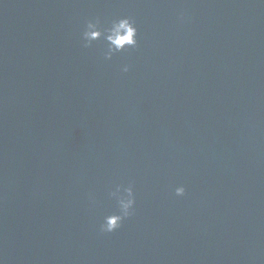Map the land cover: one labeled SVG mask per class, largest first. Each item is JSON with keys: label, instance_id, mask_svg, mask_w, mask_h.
Listing matches in <instances>:
<instances>
[{"label": "water", "instance_id": "obj_1", "mask_svg": "<svg viewBox=\"0 0 264 264\" xmlns=\"http://www.w3.org/2000/svg\"><path fill=\"white\" fill-rule=\"evenodd\" d=\"M0 264H264V2L0 0Z\"/></svg>", "mask_w": 264, "mask_h": 264}, {"label": "clouds", "instance_id": "obj_2", "mask_svg": "<svg viewBox=\"0 0 264 264\" xmlns=\"http://www.w3.org/2000/svg\"><path fill=\"white\" fill-rule=\"evenodd\" d=\"M264 2V0H261ZM84 47H90L94 41L103 39L106 42V49L103 53L106 60H110L115 54L129 48L138 46V28L135 21L129 16H122L111 21L110 26L101 27L99 19L86 21L81 33ZM130 65L124 64L123 72H128ZM177 196L185 194V187L178 185L174 189ZM115 198L117 210L103 217L99 226L102 233H112L119 229L124 220L134 212L136 203L134 189L131 183L127 186L117 184L110 192Z\"/></svg>", "mask_w": 264, "mask_h": 264}]
</instances>
